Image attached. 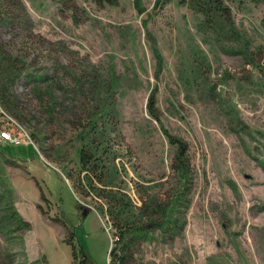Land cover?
<instances>
[{
  "label": "rangeland",
  "instance_id": "obj_1",
  "mask_svg": "<svg viewBox=\"0 0 264 264\" xmlns=\"http://www.w3.org/2000/svg\"><path fill=\"white\" fill-rule=\"evenodd\" d=\"M141 1L0 0V264H264V0Z\"/></svg>",
  "mask_w": 264,
  "mask_h": 264
},
{
  "label": "trees",
  "instance_id": "obj_2",
  "mask_svg": "<svg viewBox=\"0 0 264 264\" xmlns=\"http://www.w3.org/2000/svg\"><path fill=\"white\" fill-rule=\"evenodd\" d=\"M101 2H108L111 5H115L117 0H99ZM197 2H202L204 4H211L214 5L212 9L217 10L222 6L221 0H195ZM168 1H164V3H167ZM161 3V2H159ZM135 4L137 9L139 10V13L143 12L142 8V1L141 0H135ZM204 8V7H202ZM206 13V12H205ZM171 143L176 144L181 143L179 140H175L173 137H169ZM181 145V144H180ZM81 163L83 164V167L85 170H88V166L90 163V160L88 157H86V154L84 152L81 153ZM121 223V221H120ZM120 229V227H119ZM132 231H129L127 229H121L120 233L117 236L113 237V244L112 248L109 253L110 263L109 264H130V261L132 259V245L134 244V236H129ZM72 239H74L73 235L71 236ZM74 241V240H73ZM69 245L72 246L73 251V257L78 258L77 248L76 245L73 242H70Z\"/></svg>",
  "mask_w": 264,
  "mask_h": 264
},
{
  "label": "built area",
  "instance_id": "obj_3",
  "mask_svg": "<svg viewBox=\"0 0 264 264\" xmlns=\"http://www.w3.org/2000/svg\"><path fill=\"white\" fill-rule=\"evenodd\" d=\"M2 137L5 139V140H8V141H11L10 143H15V144H19L20 141L19 139L16 137V136H12L11 134L7 133V132H3L2 133ZM112 240H111V244L113 243V236H111Z\"/></svg>",
  "mask_w": 264,
  "mask_h": 264
}]
</instances>
